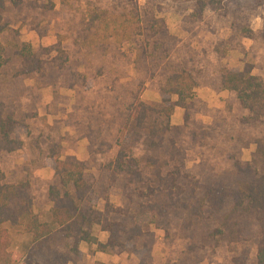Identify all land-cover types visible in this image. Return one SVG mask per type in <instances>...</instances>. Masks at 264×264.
Returning a JSON list of instances; mask_svg holds the SVG:
<instances>
[{"label":"trees","instance_id":"1","mask_svg":"<svg viewBox=\"0 0 264 264\" xmlns=\"http://www.w3.org/2000/svg\"><path fill=\"white\" fill-rule=\"evenodd\" d=\"M167 2L186 32L198 28L206 13H218L229 24V41L264 42V18L258 31L252 27L264 0H144L141 6L137 0H85L73 44L94 58L120 55L127 45L136 88L128 99L114 97L105 128L100 119L80 125L90 160L63 156L60 143L39 135L42 165L53 169L46 188L49 219L34 211L29 182L6 183L0 170V264H76L81 242L99 252L135 255L136 264H154L153 227L168 243H186L170 264H201L218 249L247 243L255 247L253 260L244 246L223 264H264V81L249 65L209 72L197 68L192 56L179 58V39L161 15ZM54 6L52 0H0V156L23 147L41 89H70L84 80L78 72L84 63L59 43L35 49L12 26L13 12L46 15ZM36 19L30 23L38 28ZM156 78L159 100H144L146 82ZM199 80L229 93L224 109L196 98ZM176 107L183 115L174 125ZM251 144L250 159L243 161L242 151ZM191 149L200 159L187 170ZM112 150L111 158L98 161ZM112 190L118 205L110 201ZM94 227L107 233L105 242ZM15 234L28 238L18 249Z\"/></svg>","mask_w":264,"mask_h":264},{"label":"rangeland","instance_id":"2","mask_svg":"<svg viewBox=\"0 0 264 264\" xmlns=\"http://www.w3.org/2000/svg\"><path fill=\"white\" fill-rule=\"evenodd\" d=\"M52 1L55 12L46 15L39 14L38 11L11 13L10 18L17 21L12 26L17 29L20 38L35 49L39 46L46 47L59 43L68 56L84 63L78 67V72L84 80L70 89L59 86L41 89L37 99V117L29 121V132L23 136V147L16 152L0 156V170L4 174V181L6 183L28 181L34 196V211L41 213L45 219H49L51 205L46 200V188L47 182L53 175V169L47 164L42 165V155L36 147L38 143L43 144L39 135H48L53 141L60 143L63 156L73 155L79 160H90L87 139L80 137V125L100 119L99 125L105 128L116 106L114 97L118 95L128 99L130 93L136 88L133 81L138 77L131 64L133 54L127 45L122 46L120 55L109 54L103 58H94L83 48L73 44L78 20L85 9V0ZM137 3L141 6L144 0H137ZM161 15L169 32L179 39L177 53L179 58L192 56L197 68L209 72L217 71L222 67L242 69L245 65H249L251 73L264 81V42L258 38L229 41V24L218 13H206L199 27L191 32L183 30L181 15L176 12L171 3L164 4ZM32 17L37 18L36 21H41L38 28L30 23ZM263 18L264 9H261L258 16L252 20L255 31L260 29ZM199 81L200 85L194 90L196 98L206 102L210 108L224 109L229 93L215 92L203 84V80ZM28 83L32 82L28 81ZM159 85L157 78L146 82L142 98L159 100ZM182 115L183 110L176 107L171 116V123L181 124ZM196 118L205 123L211 121L209 116L201 114ZM253 150L254 145H249L242 151L241 159L248 161ZM114 153L115 150H112L103 158H98V161H106ZM199 159L200 156L196 150H189L186 155L187 170H190ZM110 201L116 205L120 203L117 191H111ZM95 230L97 238L100 239L102 233L98 227H95ZM153 230L156 236L153 249L154 264H170L180 256L186 243L182 240L168 243L164 239L162 230L154 227ZM27 240L26 236L15 234L13 247L21 248ZM88 246L91 247V245ZM244 246L250 249V257L253 260L255 247L247 243L233 248L218 249L201 264L226 263L235 251ZM87 253L92 254L90 248ZM81 255L83 260L78 263L87 264L88 261L84 258L86 253ZM121 255L122 262L120 261L119 264H136L135 255L127 253H121Z\"/></svg>","mask_w":264,"mask_h":264},{"label":"crops","instance_id":"3","mask_svg":"<svg viewBox=\"0 0 264 264\" xmlns=\"http://www.w3.org/2000/svg\"><path fill=\"white\" fill-rule=\"evenodd\" d=\"M100 230V229H99ZM95 227L93 228V234L97 237V235L95 234ZM102 234H101V238L98 239L100 242H105L106 239H107V234L106 232H103V231H100ZM106 234V235H105ZM89 244L85 243V242H81L79 244V251L83 254L86 253V257H84L89 264H93L94 262H98V264H119V262L121 260V254L118 255V254H110V253H106V252H99V251H96L95 249V245H91V247L88 246ZM91 249L92 251V254H88L87 253V250L88 249ZM85 256V255H83ZM83 260V258L81 259V261ZM80 263V262H79ZM78 263V264H79ZM87 263V264H88Z\"/></svg>","mask_w":264,"mask_h":264}]
</instances>
